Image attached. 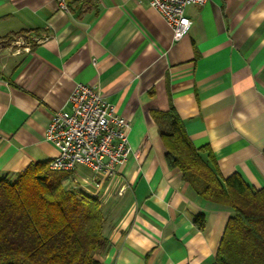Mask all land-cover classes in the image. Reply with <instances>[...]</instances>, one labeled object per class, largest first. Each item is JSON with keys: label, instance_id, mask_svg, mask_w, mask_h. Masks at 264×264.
I'll return each mask as SVG.
<instances>
[{"label": "crops", "instance_id": "0c3cea01", "mask_svg": "<svg viewBox=\"0 0 264 264\" xmlns=\"http://www.w3.org/2000/svg\"><path fill=\"white\" fill-rule=\"evenodd\" d=\"M67 1L65 12L56 0H0V41L37 36L20 52L0 47V174L54 157L51 115L77 83L91 85L129 122V154L114 174L80 181L78 166L65 181L100 200L107 244L96 257L211 264L232 208L196 196L168 167L152 112L171 103L221 176L263 187L264 0L190 3L179 40L148 0Z\"/></svg>", "mask_w": 264, "mask_h": 264}, {"label": "trees", "instance_id": "16d2710c", "mask_svg": "<svg viewBox=\"0 0 264 264\" xmlns=\"http://www.w3.org/2000/svg\"><path fill=\"white\" fill-rule=\"evenodd\" d=\"M152 116L168 167L196 196L232 208L211 264H264V186H248L236 171L221 176L211 148L191 142L171 103ZM70 175L48 162L0 174V264H103L96 257L107 244L100 200L66 185ZM204 221L202 210L194 222Z\"/></svg>", "mask_w": 264, "mask_h": 264}, {"label": "built area", "instance_id": "2783aa9c", "mask_svg": "<svg viewBox=\"0 0 264 264\" xmlns=\"http://www.w3.org/2000/svg\"><path fill=\"white\" fill-rule=\"evenodd\" d=\"M204 1L148 0V3L169 25L173 40H179L191 26L185 7ZM56 3L58 10H69L67 0H56ZM128 129L129 122L113 104L95 87L79 82L46 126L45 138L57 149L56 155L47 161L48 168L73 172L78 166H84L94 175L110 176L128 157Z\"/></svg>", "mask_w": 264, "mask_h": 264}, {"label": "rangeland", "instance_id": "374dc122", "mask_svg": "<svg viewBox=\"0 0 264 264\" xmlns=\"http://www.w3.org/2000/svg\"><path fill=\"white\" fill-rule=\"evenodd\" d=\"M36 40H37V36L35 34L23 33L13 38L9 37L3 41H0V47H7L8 49L10 48L14 52H20L22 49L25 50L27 47L31 45L32 42H35ZM90 173L91 171L85 167H80L77 169V174H79L78 176L80 181L84 180V178L81 177H85V176L87 177V175ZM75 183L77 184V182Z\"/></svg>", "mask_w": 264, "mask_h": 264}]
</instances>
